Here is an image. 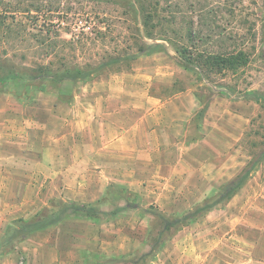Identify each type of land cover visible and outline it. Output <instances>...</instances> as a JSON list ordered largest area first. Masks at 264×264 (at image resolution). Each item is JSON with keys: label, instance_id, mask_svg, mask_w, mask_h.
<instances>
[{"label": "rangeland", "instance_id": "rangeland-1", "mask_svg": "<svg viewBox=\"0 0 264 264\" xmlns=\"http://www.w3.org/2000/svg\"><path fill=\"white\" fill-rule=\"evenodd\" d=\"M200 1L201 4L207 5L204 31L210 23L207 16L210 9L214 10L219 19L217 25L221 28H216L217 32L225 29L221 36H216L218 42L214 48L221 50L225 45H230L235 46L237 50L243 49L249 55V64L246 67L236 73L216 76L214 81L203 78L202 81L194 73L179 68L173 59L175 52L168 48L167 53L142 56L130 66L124 64L107 70L91 82L66 84L58 91L43 93V106L36 108L39 116H50L45 108L52 106L57 97L64 102L72 95L76 96L87 90L115 92L123 89L127 92V106L138 104V101L144 106H152L154 102L159 105L181 92L195 94L198 91L208 98L213 95L210 88L218 89L220 85L233 86L236 89L234 97H238L239 92L246 91L264 95V0ZM71 23L72 21L66 22L64 25ZM213 27L215 28L214 25ZM75 29L77 28H73ZM229 35L234 38L232 41L226 39ZM99 48L91 52L88 50L87 54L83 53L81 59L90 61L89 56L97 53ZM0 91V94L16 98L22 95L31 96L34 88L10 82L0 86ZM148 95L153 98H150V103L147 104ZM220 99L224 104L217 103L211 122L197 118L187 125V134L182 138L184 142L199 143V148L183 155L185 163L178 165L179 170L185 173L191 172L190 168L194 165H201V170L209 176L204 179L200 174H195L187 179L189 185L195 189L199 188V191L188 194L167 193V189L161 190L158 184H155L143 194L136 193L139 195V209L127 208V202L118 187H112L108 194L103 195L104 202L98 207L101 218L105 219L104 239L110 254L116 251L120 253L110 257L120 258L148 251L147 235L151 218L145 214L144 209L150 205H156L168 215L180 216L210 197L214 190L231 181L251 160H256L252 154L259 153L264 148V145L258 147L264 142V105L252 100L228 99L218 94L213 95L212 102ZM22 101L27 105L33 103L25 98ZM9 105L12 103L7 101V98L0 100V110ZM1 128L4 129V126ZM212 131L216 132L217 137L209 141L201 140ZM43 133L46 137L53 134L52 125ZM247 133L251 134L250 139L246 138ZM209 159H213V162H208ZM164 173L168 174V170ZM249 181L232 200L220 204L205 217L179 231L174 237L175 241L172 244L174 238L169 241L151 264H198L199 253L205 256L202 264H264V161L258 165ZM110 185L111 183L108 187ZM49 201L45 208L49 207ZM64 201L79 202L68 199ZM67 210V214L72 212L70 206H67ZM35 216L26 221L34 219ZM15 221L11 222L12 228L21 229L22 224ZM159 229L157 226L156 231ZM21 241H16L15 246ZM92 255L96 256L95 262H101L104 257ZM24 261L25 259L19 257L17 264H25L21 263Z\"/></svg>", "mask_w": 264, "mask_h": 264}, {"label": "crops", "instance_id": "crops-1", "mask_svg": "<svg viewBox=\"0 0 264 264\" xmlns=\"http://www.w3.org/2000/svg\"><path fill=\"white\" fill-rule=\"evenodd\" d=\"M126 93L123 89L87 90L71 104L57 97L45 108L47 118L37 111L43 106L42 92L28 105L0 94V100L12 103L0 110V242L11 222L37 215L50 199L95 203L110 183L139 194L155 184L167 193L200 190L187 179L195 174L206 179L209 175L201 165L187 173L179 170L180 163H185L183 155L199 148L198 142L182 139L201 109L195 94L181 92L159 105L144 106L138 101L127 106ZM217 103L224 104L221 99L211 102L203 120H211ZM51 125L54 133L46 137L43 131ZM213 137H217L215 131L201 140ZM104 223L103 218H67L32 233L14 250L0 253V264H17L19 257L25 264H87L92 254L118 256L119 252L108 251ZM198 255L202 264L205 256Z\"/></svg>", "mask_w": 264, "mask_h": 264}, {"label": "trees", "instance_id": "trees-1", "mask_svg": "<svg viewBox=\"0 0 264 264\" xmlns=\"http://www.w3.org/2000/svg\"><path fill=\"white\" fill-rule=\"evenodd\" d=\"M206 7L200 0H0V86L11 82L34 88L31 96H17L21 101L24 98L33 101L38 92L50 93L66 84L91 82L107 70L124 64L130 66L142 56L167 53L168 48L175 52L173 59L179 68L194 73L202 81L236 73L249 64V55L235 46L214 48L218 42L216 36H221L225 29L217 32L216 28H221L217 25L219 19L210 9L207 12L210 23L204 31ZM71 21L70 25H64ZM226 39L234 38L229 35ZM96 48L99 49L89 56L90 61L81 59L83 53ZM210 90L213 95L264 105V95L255 91L239 92L234 97L233 86L220 85ZM213 95L205 98L195 92L201 105L199 120ZM74 97L64 102L71 104ZM250 135L247 133L246 138L250 139ZM263 145L264 142L258 147ZM252 155L256 160H251L231 181L184 214L168 215L156 205L144 209L151 218L146 253L136 252L120 258L104 256L101 262H95L96 256H90L87 264H151L185 226L229 202L247 185L264 161V148ZM112 187H118L127 208H140L139 195L124 186L111 183L105 195ZM103 198L90 204L51 200L49 207L34 219L16 220L22 224L21 229L12 228L13 224L7 227L0 242V253L14 250L16 241L67 218L98 221L101 219L98 206L103 204ZM67 206L72 209L69 214Z\"/></svg>", "mask_w": 264, "mask_h": 264}]
</instances>
